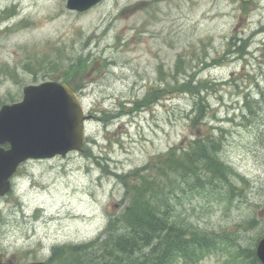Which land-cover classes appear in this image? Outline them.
Segmentation results:
<instances>
[{
    "label": "rangeland",
    "instance_id": "obj_1",
    "mask_svg": "<svg viewBox=\"0 0 264 264\" xmlns=\"http://www.w3.org/2000/svg\"><path fill=\"white\" fill-rule=\"evenodd\" d=\"M78 55L91 62L70 70ZM53 58L84 78L78 94L91 116L86 143L81 152L19 168L0 197V260L47 261L54 246L97 237L124 208L115 173L192 138L187 82H203L201 129L222 134L221 157L238 175L230 198L180 191L176 214L256 247L264 236V0H103L86 12L68 9L67 0H0V108L21 101L27 85L62 79L50 71ZM168 85L175 92L160 91ZM154 87L158 97L131 111ZM231 250L223 245L200 264H229Z\"/></svg>",
    "mask_w": 264,
    "mask_h": 264
},
{
    "label": "trees",
    "instance_id": "obj_2",
    "mask_svg": "<svg viewBox=\"0 0 264 264\" xmlns=\"http://www.w3.org/2000/svg\"><path fill=\"white\" fill-rule=\"evenodd\" d=\"M229 45H236L234 36ZM49 62L50 71L58 70V75L53 77L62 78L60 80L68 82L76 91L85 85L84 78L77 80V71L70 70L74 65L89 64L88 56L75 57L67 64L70 70L63 68L65 63L60 59L53 58ZM197 84L181 85L194 97L192 138H183L129 174L115 173L125 187V206L121 214L111 217L104 230L90 242L54 246L48 259L50 264H200L215 250L223 245L228 248L229 244L233 247L230 264H262L255 246L241 247L234 244L228 232L202 230L192 225L186 216L176 214L178 204H182L180 191L191 194L201 190L218 191L221 196L230 198L236 189L232 176L238 173L221 157L222 134L216 136L201 129L208 105L206 97L201 95L203 82L198 87ZM175 89L176 86L168 85L160 91L169 94ZM158 90L154 87L152 93L132 101L130 110L147 107L146 100L156 99ZM120 107L129 106L123 102ZM120 113L108 114V117L114 118ZM129 175L133 178L127 179Z\"/></svg>",
    "mask_w": 264,
    "mask_h": 264
},
{
    "label": "water",
    "instance_id": "obj_3",
    "mask_svg": "<svg viewBox=\"0 0 264 264\" xmlns=\"http://www.w3.org/2000/svg\"><path fill=\"white\" fill-rule=\"evenodd\" d=\"M101 1L67 0V7L84 12ZM23 93L21 101L4 104L0 109L1 196L11 190V178L23 162L82 151L86 139V120L90 115L85 114L79 96L69 84L47 80L25 86ZM7 143L6 148L3 145ZM256 251L264 264V237ZM0 264H4L2 260Z\"/></svg>",
    "mask_w": 264,
    "mask_h": 264
}]
</instances>
